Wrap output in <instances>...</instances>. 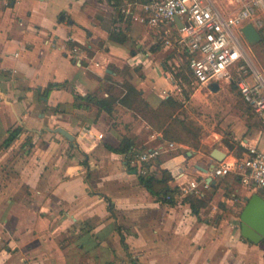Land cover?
I'll use <instances>...</instances> for the list:
<instances>
[{"label":"crops","instance_id":"1","mask_svg":"<svg viewBox=\"0 0 264 264\" xmlns=\"http://www.w3.org/2000/svg\"><path fill=\"white\" fill-rule=\"evenodd\" d=\"M164 38L107 0H0V264H264V242L241 233V213L261 191L235 171H212L233 166L250 146L264 151V124L235 84L222 80L215 91L196 83L176 49L166 60ZM109 78L132 83L154 108L171 97L187 112L203 96L220 104L208 97L226 92L258 120L235 109L231 139L211 132L198 149L178 143L142 173L137 155L163 143L145 121L119 103L112 114L75 105V94L108 96L101 87ZM128 122L132 131L138 123L147 128L140 145ZM125 137L135 142L131 157L110 149ZM161 170L177 187L175 204L158 201L139 179ZM192 180L209 185L186 193Z\"/></svg>","mask_w":264,"mask_h":264},{"label":"built area","instance_id":"2","mask_svg":"<svg viewBox=\"0 0 264 264\" xmlns=\"http://www.w3.org/2000/svg\"><path fill=\"white\" fill-rule=\"evenodd\" d=\"M120 13L126 19L162 30L166 46L181 51L189 60L196 83L211 85L226 79L235 84L264 124V75L253 65L241 38L243 27L249 23L259 31L264 29V0H236L235 8L228 12L222 11L215 0H132ZM69 49L72 53L81 51L77 45ZM153 137L161 138L163 143L141 151L134 160L142 173L143 165L179 146L160 132H154ZM248 150L247 156L233 166L221 163L212 171L215 176L239 173L243 183L255 185L264 198V151L257 146ZM202 185L209 184L192 180L182 190L198 191Z\"/></svg>","mask_w":264,"mask_h":264},{"label":"trees","instance_id":"3","mask_svg":"<svg viewBox=\"0 0 264 264\" xmlns=\"http://www.w3.org/2000/svg\"><path fill=\"white\" fill-rule=\"evenodd\" d=\"M107 1L120 11L121 8L131 0ZM111 37L122 42L125 41V38L120 36L112 35ZM101 88L103 92L105 91L108 93V96L100 95L98 92L89 93L85 96L75 94L76 107L89 109L94 105L100 112L105 111L108 114H112L117 103H119L127 107L134 116L142 118L152 132H161L165 139L189 145L194 148H199L202 145L201 126L190 118L182 119L178 116V113L182 114L183 112L181 111L183 105L179 101L170 97L158 108H154L144 98L141 90H138L132 83L128 81L118 82L112 78L102 83ZM20 132V127L11 130L5 144H11ZM110 149L118 153L126 154L128 157L136 153L135 142L129 137L123 139L119 148L110 147ZM228 175L229 174L226 176ZM139 179L158 201L170 204L176 203V195L179 192L177 187H172L170 185L172 175L168 171L161 170L160 175L155 173L140 174ZM186 200L190 202L194 210H196L195 201L197 199L190 196L187 197Z\"/></svg>","mask_w":264,"mask_h":264},{"label":"rangeland","instance_id":"4","mask_svg":"<svg viewBox=\"0 0 264 264\" xmlns=\"http://www.w3.org/2000/svg\"><path fill=\"white\" fill-rule=\"evenodd\" d=\"M215 2H216V5L222 11L228 12V11H231L235 8L236 0H215ZM260 32H261L263 38L261 41H259L257 43H250L244 35L241 36V38H242L243 44H244V46H245V48H246V50H247V52L251 58L253 65L255 67H257L261 71V73L264 75V29H260ZM162 42H164V41L161 40L160 43L162 44ZM165 49H166V58L165 59L167 60L169 55H171L174 52L171 48H168L167 46ZM176 52L181 54L183 56V58L185 57V55L181 51H179V52L176 51ZM179 58H180V61H178V60L177 61L179 63H182V61H184V60L182 59L181 56ZM168 64L170 65V63H168ZM173 65H176V64H173ZM250 82L253 83L252 79L250 80ZM223 85H225V84H223ZM196 86H199V85H196ZM223 87H224V89H226L225 86H223ZM228 88H229V90H231V91L235 90L234 92L238 93V91L236 90L235 87L228 86ZM203 93L211 94V91L209 90V86H206L204 88ZM227 97L232 98V95L231 94L229 95L226 92H221L217 96L210 95L208 98H210L212 100H220V104L217 103V105H215L211 101H206L204 96H203L202 98H200L199 103L197 102V104H196L195 100H194L193 102L188 104V109H189L188 111L191 114L183 109L182 114L178 113V116L181 117L182 119L190 118V119L194 120L197 124L200 123L198 120L202 121V126L199 124L202 128L201 141H203V137L207 139L208 134L211 132H217V133L221 134L223 137V140L231 139V137H230L231 132L230 131H233L232 130V124L234 123L235 120L231 121V122H230V120L233 119L232 114L235 113V109H240V111L243 113V117L247 118V115H248V120H250V121H252L254 119H256V120H258V119L253 114L251 109L244 102L239 101V99H237V98H236L237 100L235 99L234 101H231ZM117 112L120 113L121 111L118 109ZM120 117L122 118V116H120ZM138 119H140V121H142V122L144 121L140 117H138ZM116 124L119 125V122H116ZM127 125L129 127L128 126L127 127L125 126V127L127 128L128 134L131 136L136 135L135 138L136 139L138 138L137 142L140 145L141 141H144L148 136L147 128L145 126H143V123H140V125L138 123V125L136 126L135 129L139 130V133H135L136 130L132 131V128L130 127V122H128Z\"/></svg>","mask_w":264,"mask_h":264},{"label":"water","instance_id":"5","mask_svg":"<svg viewBox=\"0 0 264 264\" xmlns=\"http://www.w3.org/2000/svg\"><path fill=\"white\" fill-rule=\"evenodd\" d=\"M175 20L181 26L179 18L176 17ZM242 31L250 43H257L263 38L261 32L252 23L245 25ZM211 87L217 91L220 86L218 83H213ZM58 130L68 139H74V136L68 131L62 128ZM213 155L218 160L224 158V154L218 149L213 151ZM133 172L136 173V171ZM241 233L252 243L260 244L264 242V198L259 193L253 194L248 199L241 213Z\"/></svg>","mask_w":264,"mask_h":264}]
</instances>
